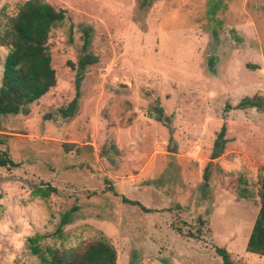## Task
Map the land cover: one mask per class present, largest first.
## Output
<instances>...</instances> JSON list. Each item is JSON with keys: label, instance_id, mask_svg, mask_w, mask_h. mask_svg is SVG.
<instances>
[{"label": "rangeland", "instance_id": "rangeland-1", "mask_svg": "<svg viewBox=\"0 0 264 264\" xmlns=\"http://www.w3.org/2000/svg\"><path fill=\"white\" fill-rule=\"evenodd\" d=\"M25 1L0 0V34ZM42 1L66 12L48 38L56 85L28 116L1 120L0 151L16 166L0 168V264H42L33 237L46 257L104 238L116 264H223L215 247L264 264L245 250L259 198H238L263 176L264 110L235 108L264 101V0ZM85 28L97 62L64 118ZM6 54L0 45V78Z\"/></svg>", "mask_w": 264, "mask_h": 264}, {"label": "trees", "instance_id": "trees-1", "mask_svg": "<svg viewBox=\"0 0 264 264\" xmlns=\"http://www.w3.org/2000/svg\"><path fill=\"white\" fill-rule=\"evenodd\" d=\"M66 18V12L56 9L42 0H27L18 9L17 14L10 18L8 25L0 34V45L7 47V54L3 63L0 78V126L1 120L7 116H28L29 106L37 102L56 85L55 71L51 65V53L48 48L49 34L53 29L60 27ZM82 53L76 65L77 95L66 110L61 111L64 118H72L77 107L79 86L86 68L97 62V58L88 52L91 31L83 29ZM236 109H255L262 112L264 101L261 96L246 97L235 107ZM1 131V130H0ZM225 127L222 126L213 144V155L219 157L224 150ZM2 135L0 134V139ZM114 147L103 149L101 157L112 160L109 152ZM212 163H207L203 180L207 186L209 168ZM14 163L6 151H0V168L14 167ZM263 176L257 181L256 194H247L243 189L239 199L259 198V210L249 234L245 250L248 253L264 257V169ZM54 189L36 188L33 193L41 198H47ZM132 206H138L144 212L150 210L139 202L123 200ZM65 213L60 221L61 228L68 221L71 212ZM31 252L37 255L42 264H116L114 247L104 238H98L85 245L80 251L51 248L44 256L36 244L39 237L30 238ZM215 252L220 256L223 264H233L229 253L224 248L215 247Z\"/></svg>", "mask_w": 264, "mask_h": 264}]
</instances>
